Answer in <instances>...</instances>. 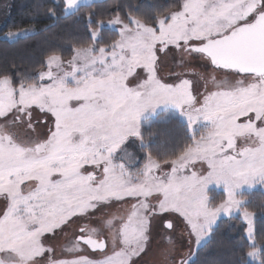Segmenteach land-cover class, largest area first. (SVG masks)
<instances>
[{"label": "snow or ice", "instance_id": "obj_1", "mask_svg": "<svg viewBox=\"0 0 264 264\" xmlns=\"http://www.w3.org/2000/svg\"><path fill=\"white\" fill-rule=\"evenodd\" d=\"M61 4L75 12L81 0ZM104 23L91 29L93 41ZM107 23L120 27L106 47L77 48L67 61L53 53L46 70L18 82L0 74V264H135L148 250L154 219L165 233L182 221L199 248L234 211L247 222L246 257L264 264V236L257 241L253 213L237 198L244 186L264 185V0H179L166 14ZM172 50L182 53L181 67L187 57L239 78L213 77L214 89L200 99L183 73L175 82L159 76L158 53ZM34 110L47 119L34 123ZM158 117L183 120L190 133L170 160L153 155L142 130ZM132 139L142 166L129 151ZM197 161L206 168L187 171ZM210 186L222 187L226 199L213 203ZM128 201L135 202L126 214L102 222L110 248L101 228L88 224L64 247L66 258L45 244L70 223ZM164 240V264H190L171 235Z\"/></svg>", "mask_w": 264, "mask_h": 264}, {"label": "trees", "instance_id": "obj_2", "mask_svg": "<svg viewBox=\"0 0 264 264\" xmlns=\"http://www.w3.org/2000/svg\"><path fill=\"white\" fill-rule=\"evenodd\" d=\"M178 3L179 0H101L82 5L78 11L67 15L62 10L61 0H10L0 27V74H8L17 82L21 77H35L53 53L67 61L77 48L95 44L98 49L119 38L117 31L102 28L99 39L93 41L91 29L98 21L107 23L117 16L127 21L129 15L143 20L147 16L166 14ZM50 9L55 10V15L50 14ZM24 31L31 34L14 41L5 38L10 32ZM158 118L142 130L146 138H151L153 155L170 160L174 151L178 152L190 142L189 132L177 119L161 121ZM136 152L143 155L139 148ZM210 196L213 203L224 199L222 193L211 192ZM242 197L246 201L244 207L254 215V230L259 241L264 236V191L257 190ZM245 232V224L238 218L220 221L190 264H236L241 256L248 260L246 253L251 247Z\"/></svg>", "mask_w": 264, "mask_h": 264}, {"label": "rangeland", "instance_id": "obj_3", "mask_svg": "<svg viewBox=\"0 0 264 264\" xmlns=\"http://www.w3.org/2000/svg\"><path fill=\"white\" fill-rule=\"evenodd\" d=\"M9 7H10V0H0V27L2 25L3 20L6 17ZM119 27H120L119 25L112 26L108 23H105L103 28L115 30L118 33ZM18 34L19 35L14 36V37H8V34H7L5 38L8 39L9 41H14L18 39L19 37L30 35L31 32L24 31ZM158 55L161 58L160 70L158 73L159 76L165 81L175 82L174 74L183 73L185 78H188L193 81V94L196 95L200 99H202V94L205 92V88H207L208 90L214 89L215 85L212 81L213 77H215V80L217 82L224 81L225 79H227L228 81H234L235 79L239 78L233 73H229L223 70H216L212 68L211 65H206L203 61L189 59L187 57H184V59L187 61L186 66L181 67L180 61L182 59V53L176 50L170 51L167 55H164L162 53H158ZM44 70H46V67L42 71ZM137 71H140V70L138 69ZM9 119H11V117H9ZM45 119H47V117L44 114L40 113L38 110L33 111V122L34 123L38 121H43ZM156 119L157 118L145 121L144 126L152 123ZM168 119L169 118L167 117L158 118V120H161V121L168 120ZM177 120H179L180 122L186 125V123L183 120H180V119H177ZM0 123H3V118H0ZM43 130L46 131L47 129L45 128ZM20 131L23 134V129H21ZM138 145H139V141L132 139L128 145L129 151L138 154L136 152L139 148ZM137 156L140 157L138 166H142V164L145 162L144 159L142 158L143 155H137ZM162 167L165 170H170L171 165L170 164L162 165ZM203 168H206V165L202 166L201 162L197 161L187 171L189 172L193 170L202 171ZM257 190L264 191V185L256 184L252 188H249L248 186H244L243 188L238 190L237 198L243 199L242 195L249 194ZM211 192L222 193L224 194V199H226V193L224 192L222 187L210 186L209 193H208L209 196ZM210 199L212 200L211 196H210ZM134 202L135 201H128L126 203L116 204L111 208H100L95 213V215L91 217V219L85 218L83 220H77L75 223H70L62 231L58 230L54 236L50 234L46 236L44 242L46 245H52L55 247L56 258H66L67 254L63 251L64 247L68 246L70 244V241L74 238V236L78 234L79 227L84 226L85 224H88L89 226L101 228L102 235L100 236V238L105 239L110 248L111 247V236L106 227H101L102 222L107 221L108 219H111L113 213H118L121 215L126 214L130 207V204ZM2 209H3V203L0 202V210ZM231 218H238L241 222H243V224H245V227L247 229V222L244 221L243 219L242 211L241 212L234 211L232 214V217L221 216L218 219L217 223L213 226V231L218 226L220 221L224 219L225 220L231 219ZM254 223H255V219H253V226H254ZM212 233L201 242V244L199 245V248H201L204 244H206L209 241ZM151 235H152V239L149 244L147 252L143 254L140 258H138L135 264H164L161 253L163 249L170 247V245L164 240L165 235H171L173 237V239L176 241V246L180 249L181 256L184 258H187L191 255L193 259L196 251L199 249L197 248V245L195 243V237L189 236L187 234V232L185 231V225L180 220L177 221V230L174 233L173 232L165 233V230L161 226L160 219L159 218L154 219L152 221ZM245 235H246V232H245ZM246 238H247V235H246ZM249 243L251 244L250 241ZM85 254L88 255L90 258L102 259V255L100 253H92L90 251H87ZM248 261L250 264H257V262L252 261L251 258H248Z\"/></svg>", "mask_w": 264, "mask_h": 264}, {"label": "crops", "instance_id": "obj_4", "mask_svg": "<svg viewBox=\"0 0 264 264\" xmlns=\"http://www.w3.org/2000/svg\"><path fill=\"white\" fill-rule=\"evenodd\" d=\"M93 1H101V0H81V6L82 5H85V4H88V3H90V2H93ZM65 12V11H64ZM71 13H73V12H65V14H71Z\"/></svg>", "mask_w": 264, "mask_h": 264}, {"label": "flooded vegetation", "instance_id": "obj_5", "mask_svg": "<svg viewBox=\"0 0 264 264\" xmlns=\"http://www.w3.org/2000/svg\"><path fill=\"white\" fill-rule=\"evenodd\" d=\"M78 234H79V232H78ZM90 251V250H89ZM91 252V251H90Z\"/></svg>", "mask_w": 264, "mask_h": 264}, {"label": "water", "instance_id": "obj_6", "mask_svg": "<svg viewBox=\"0 0 264 264\" xmlns=\"http://www.w3.org/2000/svg\"><path fill=\"white\" fill-rule=\"evenodd\" d=\"M213 68V67H212ZM223 71H225V70H223Z\"/></svg>", "mask_w": 264, "mask_h": 264}]
</instances>
